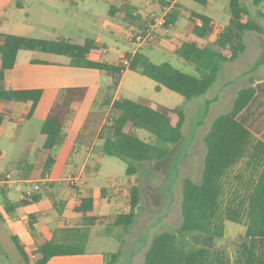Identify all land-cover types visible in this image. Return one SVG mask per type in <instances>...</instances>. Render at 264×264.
I'll list each match as a JSON object with an SVG mask.
<instances>
[{"label": "trees", "instance_id": "1", "mask_svg": "<svg viewBox=\"0 0 264 264\" xmlns=\"http://www.w3.org/2000/svg\"><path fill=\"white\" fill-rule=\"evenodd\" d=\"M205 1L198 0L200 3ZM252 3L264 8V0H252ZM124 5L126 9L131 7L127 0ZM249 5V0H229L231 17L219 30L211 16L193 12L194 18L202 20L201 24H195L193 28V33L202 43L183 41L176 46L175 53L193 64L199 76L183 72L170 62L156 63L142 51L125 55L130 59L129 69L154 80L157 83L156 90L164 86L189 99L208 92L218 79L222 64L233 62L245 53L246 33H264V26L252 17ZM259 10V16L264 17L263 10ZM179 16L180 12L169 11L163 27L176 23ZM153 21L154 17L151 19ZM148 25L140 27L136 33L145 31ZM215 33V38L210 39ZM101 46L91 38L84 43H77L65 38L48 39L0 33V69H12L21 49L40 50L67 56L77 67L103 70L112 78L110 88H118L124 67L89 56ZM263 60L264 57L259 63ZM44 92L42 88L0 89V102H31L28 116L32 117ZM87 93V86L63 88L49 110L41 128L44 148L49 151L41 170L42 177L50 173L55 164L54 149L65 140L64 126L73 107L81 104ZM107 102L110 104L111 98L108 97ZM171 113L176 114L177 119ZM185 120V111L180 107L153 105L122 97L111 104L99 137L104 139L105 154L125 160L126 174L133 177L139 172L137 162L161 160L168 156L169 145L177 144L182 139ZM132 128L148 130L158 142L142 139L131 131ZM205 143L207 154L201 181L188 177L183 182L181 224L174 231H164L154 237L144 264H230L229 258L216 247L215 241L225 235V221L241 222L243 219L246 224L245 243L237 250L235 264H264V81L239 90L232 108L213 121L205 135ZM240 164L246 177L240 175L242 179L239 187L227 196V178ZM105 188L101 189L103 196L106 194ZM40 198L41 194L36 190L13 203V207L37 202ZM129 198L130 210L118 213L113 223L125 230L132 226L138 216L137 208L141 201L139 185L130 186ZM76 210L93 211L94 197L82 198ZM95 220L96 217L92 216L91 222ZM34 223V215H31V227ZM110 229L107 228L109 232ZM92 231L90 226L56 229L51 239L33 251L34 264H47L54 256L86 253V243ZM191 234L194 235V242L190 243L187 237ZM14 240L21 254L29 260L25 244L16 237ZM120 260V252L104 254V264H117ZM123 264H130L129 260Z\"/></svg>", "mask_w": 264, "mask_h": 264}, {"label": "rangeland", "instance_id": "2", "mask_svg": "<svg viewBox=\"0 0 264 264\" xmlns=\"http://www.w3.org/2000/svg\"><path fill=\"white\" fill-rule=\"evenodd\" d=\"M187 2L193 10L206 12L211 15L214 14L212 10L196 0ZM84 3L86 5L93 4L101 16L100 18L107 19L108 3L105 0H86ZM84 3L78 6L84 10L80 13L82 19H78L79 16L74 15L76 7L72 4L67 5L70 10L69 16L53 17L54 24L60 26L63 31L69 32L75 39H78L80 36L94 37L99 32L100 27L107 24L106 20L93 23L91 21L93 13H85ZM249 3L252 17L264 26V17H260L258 14L259 9L264 12V8L255 6L252 0H249ZM20 4L27 9L28 6L25 1ZM38 7L36 5L31 8L33 13L31 22L38 20L36 13ZM150 10H152L151 12H160V4L157 3L155 6L142 10V16L145 17V14ZM228 17L224 16L226 19L222 20V25L228 22ZM47 18L50 19L51 17L48 16ZM23 19L26 20L25 18ZM75 22L83 26H77ZM126 24L118 20V26L114 28L113 32L102 29L105 36L104 42L107 43L109 50L103 56L104 59L109 61L114 60L119 50H127L129 52L134 50L136 43L133 36L136 33H132ZM28 34L30 36L41 37V33L35 31L33 28L28 31ZM47 36L54 35L50 34ZM215 36L216 33L214 34V38ZM263 37L264 35L255 32H247L245 53L233 62L223 63L220 75L209 91L190 99L164 86H162L161 90H156L157 83L151 78L137 71H127L120 87L121 95L140 102L150 98L154 100L153 105L163 104L169 107L182 108L186 114V120L183 125V136L177 144L169 145V154L164 159L137 162L139 172L133 177H129L126 174L127 162L125 160L118 156L105 154L103 147L104 139L101 137H96L92 146L87 145L92 149H88L85 146L84 151L75 157L72 162L73 164L69 165L64 176L80 175L79 172L87 156H91L90 163L92 167H89V162H87L83 172L84 175L81 174L83 176L82 179L85 183L87 182L86 185L85 183V186L79 183L75 187L81 188L84 196L89 193L95 194L97 191L99 193V198L97 199L99 203L98 209L95 215L92 212L96 220L90 222V227L93 231L89 237V241L86 243L88 250H101L106 253L120 252L121 260L117 264H123L127 260H129L130 264H144L147 250L154 237L164 231H174L181 224L183 218L181 209L183 182L188 177L197 182L202 179L207 154L205 135L211 129L213 121L217 116L228 112L232 108L240 89L264 79V65L263 63H259L264 56ZM191 38H194V36L192 35L189 39ZM157 40L158 32H156L155 41L150 44L156 46ZM198 41L202 43V41ZM165 44L166 42L163 40L154 49L145 47L144 52L156 63L170 62L183 72L199 76L194 65L178 56L174 52V49H163L162 46ZM116 91L117 88L111 89L110 87L108 91L106 82H102L100 90L95 94L97 103L92 107V110L101 112V122L107 114V107L101 106L100 102L107 95V92L109 98L112 99ZM41 111L43 112L40 109L33 120L36 128L40 127L43 122ZM171 115L177 119L176 114L171 113ZM131 131L142 139L158 142L157 138L146 129L132 128ZM20 154V152H15L14 149L0 152V173L6 169L15 170L14 168L16 167H14L13 163L19 159ZM28 158L33 159L31 157ZM242 167V164L236 166L227 178L225 187L227 196L239 187V182L242 179L239 176L243 175V177H246V173L242 171ZM70 172L76 174H71ZM65 184L68 187H73L67 183ZM134 184L139 185L141 188V201L137 208L138 216L135 222L128 230H125L115 226L113 223L118 213L130 210L129 191L130 186ZM103 187H106L105 196L99 192ZM27 188V185H23L22 191L25 192ZM21 194L22 192L16 193L13 190L11 196L17 199ZM107 228H111L110 232ZM245 233V219L241 222L227 220L225 221V235L215 241L216 247L224 251L229 258L230 264H235L237 250H240L245 243ZM193 236L191 234L187 237L190 243L194 242ZM16 245V242L11 237L2 235L0 264H34L35 259L32 257L33 250L25 244L29 256V260H27Z\"/></svg>", "mask_w": 264, "mask_h": 264}, {"label": "crops", "instance_id": "3", "mask_svg": "<svg viewBox=\"0 0 264 264\" xmlns=\"http://www.w3.org/2000/svg\"><path fill=\"white\" fill-rule=\"evenodd\" d=\"M23 1L27 3V9L21 6L20 3ZM23 1L0 0V33L30 36L28 31L33 28L35 31L41 33L40 38H65L77 43H84L86 39L91 38L102 46L94 49L89 56L96 60L105 61H109L103 58L105 53L109 50L107 43L104 42L105 36L102 29L113 32L114 28L118 26V20L127 23V28L131 30L132 33H136L140 27L150 24L154 16L161 15L165 10L168 12L172 10L180 12V16L176 23L157 30L158 40L156 46L160 45L164 40L166 44L163 45L162 48L174 49L175 52L176 46L183 41L199 40L193 33V28L195 24H201L202 20L194 18L193 12L211 16L213 24L217 26L218 30L223 28L231 17L229 0H206L205 3H201L212 10L214 12L213 15L191 9L187 2L190 0H127V3L131 6L129 9L124 8L125 0H105L108 3L107 19L100 18L101 16L98 14L93 4L86 5L84 3L86 0ZM83 3L85 4V13H93V17L91 18L93 23L106 20L107 24L104 26L102 25L99 32H97L94 37L80 36L78 39H75L69 32H65L60 26L55 25L53 17L60 18L64 15L69 16L70 10L67 5L72 4L76 7L74 15L77 17L79 16L78 19H82L80 13L84 10L78 6ZM157 3L160 4V12H151L152 10H150L145 14V17L142 16V10L148 9L150 6H155ZM36 5L39 6L36 11L38 20L36 22H31L33 18L31 8ZM111 7H113L112 10ZM128 12L130 14H128ZM48 16L51 18L48 19ZM224 16H229L228 22L222 25L221 22L226 19ZM75 25L83 26L76 24V22ZM46 34H52L54 36H47ZM192 35L194 38L189 39ZM261 35H264V33ZM213 37L214 36L211 35L210 39ZM156 46L154 44H149L145 47L154 49ZM145 47H140L136 44L134 50L130 53L135 54L137 51L145 53ZM128 52L127 50H119L116 58L109 62L119 64L121 57L125 56ZM262 63L264 65V60ZM128 70L130 69L128 68L124 72L123 78L110 104L107 102L109 97L108 92L100 102L101 106L107 107V114L103 117L101 122V112L92 110V107L97 103L95 94L100 90V84L106 82L108 91L112 84V82L110 83L112 78L108 76L105 71L97 68L77 67L71 63L69 57L64 55H55L40 50L27 49H21L19 51L17 61L12 69L5 71L0 69V89L42 88L45 90L32 117L28 116L31 109V102L5 100L0 102V152L14 149L15 152L21 153L19 159L15 160L13 163L14 167H16L14 168L15 170L6 169L0 173H12V180L10 183H0L1 243L2 235L11 237L14 242V238L16 237L20 242L26 244L34 251L46 240L51 239L55 230L58 228L87 227L91 225L90 218L96 214L95 212L98 209V191L95 192V194L88 192L89 194L86 195L94 197L93 211H77L76 207L81 203L82 198L86 196L82 194L81 188L68 187V185L65 184L67 183L66 178L69 175L64 176V173L69 165L73 164L72 162L75 157L84 151L85 146L88 149H92L87 145L92 146L95 138L99 137L107 121L111 104L116 99L124 97L121 95L120 87ZM263 81L264 79H261L253 85ZM69 86H87L88 93L81 104L73 107V111L65 123V140L61 146L56 148V151L54 149L56 158L51 172L48 173L50 176L48 178L49 180L45 184L40 183L41 187L35 189V183L42 178L41 170L44 167L49 153V151L44 148V136L41 132V128L49 110L59 98L62 89ZM142 102L153 104L154 100L147 98ZM40 109L43 110V112L41 111L43 122L40 127L36 128L33 124V120ZM28 157L33 159L31 160ZM90 160L91 156H87L79 172L80 175H84L83 172L87 162H89V167H92ZM70 173L76 174L73 172ZM23 185H27L28 188L26 191L33 190V192H36V190H38L41 194V198L37 202H31L25 206L14 208L13 203L20 201L27 195L26 191H22ZM101 189L99 191L100 193H102ZM13 190H15L16 193L22 192L21 196L14 199L11 196ZM31 215H34L35 219L33 227H31L30 224ZM105 253L106 252L101 250H87L84 254L59 255L52 257L47 264H104Z\"/></svg>", "mask_w": 264, "mask_h": 264}, {"label": "built area", "instance_id": "4", "mask_svg": "<svg viewBox=\"0 0 264 264\" xmlns=\"http://www.w3.org/2000/svg\"><path fill=\"white\" fill-rule=\"evenodd\" d=\"M168 11L165 10L160 16H156L154 18V21L151 22L145 31H141L139 33H136L133 38L135 40V43L138 46H143L148 43H152L156 39V32L160 27H163L166 23V15ZM119 65L124 67V72L129 68L130 65V59L126 56H123ZM50 176L47 174L46 176L42 177L38 182L35 183V189H39L40 183H46ZM82 175H69L66 178V181L71 186H76L77 184L81 183L84 184L85 181L82 179ZM12 180V173H5L0 174V183H10ZM27 195H31L33 193V190L26 191Z\"/></svg>", "mask_w": 264, "mask_h": 264}]
</instances>
